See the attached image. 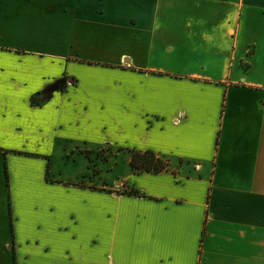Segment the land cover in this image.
<instances>
[{"label":"crops","instance_id":"obj_1","mask_svg":"<svg viewBox=\"0 0 264 264\" xmlns=\"http://www.w3.org/2000/svg\"><path fill=\"white\" fill-rule=\"evenodd\" d=\"M0 264H264V0H0Z\"/></svg>","mask_w":264,"mask_h":264},{"label":"rangeland","instance_id":"obj_2","mask_svg":"<svg viewBox=\"0 0 264 264\" xmlns=\"http://www.w3.org/2000/svg\"><path fill=\"white\" fill-rule=\"evenodd\" d=\"M114 153L115 151L113 149H99L94 152H83L82 154L77 153L76 155H80L81 159L75 165L73 163L74 155H70L69 160H62L61 172L64 173L65 176H70V170H72L84 177L86 176L87 178L96 179L100 185L104 184V182L112 180L113 178L116 182H120V173L122 172L121 167L110 165L107 161L114 159L117 162V158H123L124 154L119 151H117L116 154ZM119 191L130 192V189L121 187Z\"/></svg>","mask_w":264,"mask_h":264},{"label":"trees","instance_id":"obj_3","mask_svg":"<svg viewBox=\"0 0 264 264\" xmlns=\"http://www.w3.org/2000/svg\"><path fill=\"white\" fill-rule=\"evenodd\" d=\"M130 167L135 173H160L169 168L168 161L153 151L131 152Z\"/></svg>","mask_w":264,"mask_h":264}]
</instances>
